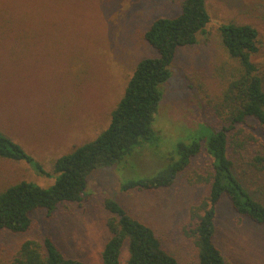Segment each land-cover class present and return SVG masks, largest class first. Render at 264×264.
<instances>
[{
	"label": "rangeland",
	"instance_id": "374dc122",
	"mask_svg": "<svg viewBox=\"0 0 264 264\" xmlns=\"http://www.w3.org/2000/svg\"><path fill=\"white\" fill-rule=\"evenodd\" d=\"M182 2L0 0V131L33 160L0 158V193L23 180L43 188L55 184V161L109 127L137 64L158 57L145 32L158 18L178 15ZM206 6L210 22L195 45L177 51L172 76L160 87L163 99L153 135L140 138L132 154L115 165L93 170L80 202L61 205L54 213L34 210L27 232L3 231L0 264H11L26 241L47 237L68 258L103 264L102 250L110 237L106 198L151 227L180 264H199L184 229L192 208L209 194L210 186L199 178L212 171L205 150L226 119L224 92L240 73V64L223 45V24L257 27L262 47L252 60L264 69V0H206ZM243 128L262 136L254 119ZM237 139L227 150L234 173L252 198L264 204V171L252 166L253 146L245 143L244 133ZM194 141L203 151L171 187L123 191L128 181L154 176L178 161L180 145ZM215 244L228 264H264V224L239 218L227 196L216 206ZM127 258L125 247L121 264Z\"/></svg>",
	"mask_w": 264,
	"mask_h": 264
},
{
	"label": "trees",
	"instance_id": "16d2710c",
	"mask_svg": "<svg viewBox=\"0 0 264 264\" xmlns=\"http://www.w3.org/2000/svg\"><path fill=\"white\" fill-rule=\"evenodd\" d=\"M182 1L178 15L158 18L145 32V40L157 51L158 57L146 58L137 64L123 98L111 114L109 127L93 141L55 161L54 171L59 174L55 184L43 188L23 180L0 193V236L5 230L12 233L30 230L33 224L30 213L34 210L47 209L54 213L61 205L80 202L87 187V177L93 170L115 165L132 154L133 149L139 146L140 138L153 135L155 114L163 99L160 87L172 76L171 66L177 51L195 45L198 34L204 32L210 22L206 0ZM220 32L229 55L240 64V73L224 92L226 119L209 138L205 150L211 160L212 171L199 178L210 186L209 194L192 208L184 229L194 242L199 264H228L215 244L216 206L223 196L229 198L239 218L264 224V204L245 190L227 153L228 145L238 140L237 135L242 132L245 143L253 146L252 166L264 171V69L262 72L252 60L262 47L261 35L252 24H223ZM250 119L257 121L261 137L243 128ZM202 151L199 141L180 145L178 161L168 164L154 176L130 180L122 189L141 192L169 188L178 173L185 171L192 158ZM0 158L16 162L33 161L22 146L1 131ZM36 167L45 174L40 165ZM104 206L108 212L106 226L110 237L102 250L103 264H121L125 247L128 251L125 264H180L165 250L151 227L131 216L111 198L105 199ZM11 264L86 263L66 257L47 237L43 242L29 240L23 243Z\"/></svg>",
	"mask_w": 264,
	"mask_h": 264
}]
</instances>
